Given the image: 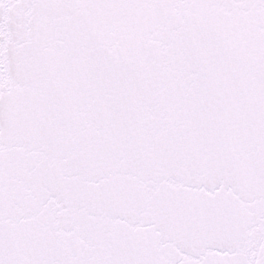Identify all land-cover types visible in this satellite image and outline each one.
Listing matches in <instances>:
<instances>
[{
  "label": "snow or ice",
  "instance_id": "6c2138e0",
  "mask_svg": "<svg viewBox=\"0 0 264 264\" xmlns=\"http://www.w3.org/2000/svg\"><path fill=\"white\" fill-rule=\"evenodd\" d=\"M0 264H264V0H0Z\"/></svg>",
  "mask_w": 264,
  "mask_h": 264
}]
</instances>
